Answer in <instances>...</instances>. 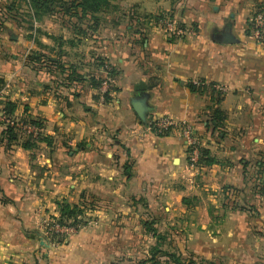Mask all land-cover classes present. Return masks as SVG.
<instances>
[{"label": "crops", "instance_id": "obj_1", "mask_svg": "<svg viewBox=\"0 0 264 264\" xmlns=\"http://www.w3.org/2000/svg\"><path fill=\"white\" fill-rule=\"evenodd\" d=\"M12 1L18 8L7 11ZM25 1L0 0V108L10 100L15 118L40 119L48 141L0 144V264H264V196L257 203L250 189L255 172L264 181V35L257 41L251 32L264 0H109L114 10L86 14L94 23L86 34L58 8L32 14L29 27ZM162 17L195 33L167 32ZM228 22L236 41L212 40ZM32 51L42 59H26ZM101 60L113 81L98 104L90 81ZM200 79L225 91L191 90ZM143 93L145 122L131 103ZM152 115L192 122L212 161L192 171L177 130L145 128ZM84 193L98 198L85 225L40 245V220ZM252 201L257 217L235 206Z\"/></svg>", "mask_w": 264, "mask_h": 264}, {"label": "trees", "instance_id": "obj_2", "mask_svg": "<svg viewBox=\"0 0 264 264\" xmlns=\"http://www.w3.org/2000/svg\"><path fill=\"white\" fill-rule=\"evenodd\" d=\"M25 1V0H23ZM26 7L25 9L28 11L27 15L29 16V20H26L27 23L30 24L29 27H31L32 19L31 15L38 14L39 12H44L47 14L53 13L56 8L61 9L64 11V14L69 16L70 18H74V22L71 24L72 28L76 33L86 34L90 30H93V24H86V22L83 21V19L86 17V14H89L90 18H95V14H98L103 11H107L109 9L114 10L116 8L115 5H112L109 0H71V1H61V0H26ZM14 7L13 1L10 4L5 5L7 8V11L11 9V7ZM29 7V9H28ZM14 8H18V5ZM262 10L264 8H261ZM264 11V10H263ZM4 12L0 9V29L4 26L5 23V17ZM95 21V20H94ZM82 24H84V27H81ZM29 59L32 62L40 61L42 57L37 53H34L33 51L30 52L26 59ZM108 63V61L101 60L98 64H100V67L104 64ZM111 65V64H110ZM112 66V65H111ZM58 67L61 69L62 67L58 65ZM113 74V67L111 69V75ZM101 72L100 74L95 77L91 78V85L96 88L99 85L100 79H101ZM200 82H203L202 84H194L192 82H189V87L191 90H200L201 88H208L210 93H213L217 98H219V94L221 91L215 89L212 85L215 83H205L203 80H199ZM4 85V80L0 76V90ZM96 97V96H95ZM109 96H105V102L108 101ZM16 104L13 101L10 100H4L2 102V107L0 108V115L1 117L9 118L15 120L14 117V110H15ZM218 117V118H216ZM4 119L0 120V123L3 124V129L0 132V144H4L6 147L10 146L12 143H17L23 147V148H30L33 147L37 141L45 140L48 141L47 137L38 135L37 137L33 138L28 134L22 133V131L13 124H9L8 122L5 123ZM19 121L23 120L24 122L36 125V126H42V121L38 118H33L29 116L19 117ZM214 120L218 124H220V120H222L221 117H219V111L216 109L214 110ZM216 123V124H217ZM168 132V131H167ZM206 151L203 147L200 148V156L198 159V163H202V160L204 163H210L209 161L212 160H206L205 158ZM263 164V161H260V165ZM259 165V166H260ZM128 165H123V172L124 174H129L128 171ZM259 172H255L253 176L250 177V189L256 198V202L258 203L259 199L264 196V181L261 180L258 177ZM81 198L83 201H80L79 203H70L67 200H60L57 202V208H58V216L54 218L56 222L59 224H66V225H81L85 224L86 218L84 216V210L86 208H93L95 205V202L98 200V198L90 193H84ZM244 202L241 206L235 205L240 207L241 209H244L248 211L252 216L257 217L259 215V208L258 205L254 202ZM146 226V230L148 229L150 233L156 234V230L151 228L147 225V223H144ZM64 238V235L61 233H52L51 234V241L60 243L62 242ZM153 257V254H152ZM152 258H141L136 261H131L129 259H124L122 257L113 258L106 264H145L148 260H151ZM176 263H178V259H173Z\"/></svg>", "mask_w": 264, "mask_h": 264}, {"label": "built area", "instance_id": "obj_3", "mask_svg": "<svg viewBox=\"0 0 264 264\" xmlns=\"http://www.w3.org/2000/svg\"><path fill=\"white\" fill-rule=\"evenodd\" d=\"M160 24L163 26L165 31L174 33L178 37L184 35H192L195 33L192 26L189 24H182L177 22L172 17H162L160 18ZM252 36L255 40L261 41L264 35V12L262 9L257 10V12L253 16L252 20V27H251ZM112 66L108 63H104L100 67V72L102 74L99 85L95 88V95L98 104L105 103V96L109 95L111 83L113 81L111 75ZM194 84H202L199 80L191 81ZM215 89L224 92L225 87L220 84H213L212 85ZM4 88H1L0 94ZM4 119V117H1ZM5 123L8 122L9 124L16 125L22 133L28 134L31 137L35 138L40 135L43 131V126H36L23 120L16 118L15 120L5 118ZM145 128L149 131H152L156 134H164L167 131H174L177 130L180 136L183 138L185 142V149L187 154V164L192 171H195L198 166V159L200 156V148L201 143L196 136L194 124L187 120H176L168 115H152L145 123ZM85 224H79L77 226L73 225H66V224H59L53 219L50 218H42L40 220V228L43 232V235L46 237L47 241L51 244L54 242L49 241L51 239L52 233H61V234H71L75 233L78 229H80Z\"/></svg>", "mask_w": 264, "mask_h": 264}, {"label": "water", "instance_id": "obj_4", "mask_svg": "<svg viewBox=\"0 0 264 264\" xmlns=\"http://www.w3.org/2000/svg\"><path fill=\"white\" fill-rule=\"evenodd\" d=\"M211 38L214 41L223 42V43H231V42L236 41V38L234 37V35L232 33V26H231L230 22L226 23L220 29H215L211 33ZM10 39L15 40L16 36L14 34H11ZM137 88L138 89H144V86H143V84H140ZM146 101H147V94L143 93L140 95V97L133 99L131 102L134 111L136 112V114L138 115L140 120L143 122H145V120H146V112H147V102ZM35 233L39 237L40 245H42L46 248L51 247V244L47 241L46 237L43 235L42 232L37 231Z\"/></svg>", "mask_w": 264, "mask_h": 264}, {"label": "rangeland", "instance_id": "obj_5", "mask_svg": "<svg viewBox=\"0 0 264 264\" xmlns=\"http://www.w3.org/2000/svg\"><path fill=\"white\" fill-rule=\"evenodd\" d=\"M7 1L9 2L10 0H7ZM8 2H7V3H8ZM1 10L4 11L2 8H1ZM0 43H1V42H0ZM1 51H2V50H1ZM99 62H100V61H99Z\"/></svg>", "mask_w": 264, "mask_h": 264}]
</instances>
